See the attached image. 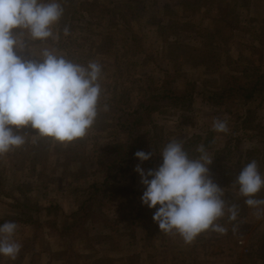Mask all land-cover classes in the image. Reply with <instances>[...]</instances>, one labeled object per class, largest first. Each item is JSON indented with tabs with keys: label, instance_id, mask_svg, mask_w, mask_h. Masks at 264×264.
Segmentation results:
<instances>
[{
	"label": "rangeland",
	"instance_id": "obj_1",
	"mask_svg": "<svg viewBox=\"0 0 264 264\" xmlns=\"http://www.w3.org/2000/svg\"><path fill=\"white\" fill-rule=\"evenodd\" d=\"M58 2L64 15L53 26L54 37L46 41H33L26 33L18 37L25 43V50L18 52L22 58L38 60L33 55L39 56L47 48L81 65L95 61L102 67L103 91L116 100L137 101L138 94L159 86L166 73L174 77V88L179 91L194 82L197 94L191 107L163 109L153 115L152 126L141 129L145 138L142 150L153 153L152 158L139 161L111 182L105 208L102 213L97 209L98 223L106 225L108 221L119 228L118 232L110 226L106 230L102 225L95 228L87 224L77 235L72 226L78 222L73 213L82 192L96 181L104 182L105 175L99 173L101 167L93 159H99L100 149L114 141L108 138L109 132L92 125L84 137L76 139L81 142L75 152V147L69 148L72 141L61 143L33 136L37 130L30 129V134L20 129L26 143L0 156V220H21L28 212L42 225L34 229L16 222L19 224L13 238L17 241L19 237L24 248L15 258L16 264L27 262L35 250L47 253L51 239L59 250L56 258L69 259L68 264L84 261L85 256L79 258L78 251L85 252L87 258L92 256L93 264H110V257L99 260L92 249L97 244L111 247V243L117 250L128 249L129 245L128 251L134 253L119 264H264V223L244 226L247 221H229L225 216L217 223L227 229L226 234L207 230L191 243L162 232L157 223L151 225L150 208L139 212L146 189L135 171L138 164L146 172L157 169L166 144L179 140L191 158L198 157L197 148L204 145L213 159L210 176L218 186L217 178H233L234 171L247 159L256 160L264 175V136H260L264 129V92L253 101L239 99L227 106L207 101V96L228 84L249 86L264 74V0ZM216 118L227 121L226 133L213 130ZM227 189L229 199L240 197L236 188ZM259 197L264 198V194L260 192ZM35 207L41 210L33 211ZM10 208L12 215L6 217ZM254 213L255 209L249 216ZM103 250L110 254L109 247ZM41 258L33 259L43 264ZM5 260L0 255V264Z\"/></svg>",
	"mask_w": 264,
	"mask_h": 264
},
{
	"label": "clouds",
	"instance_id": "obj_2",
	"mask_svg": "<svg viewBox=\"0 0 264 264\" xmlns=\"http://www.w3.org/2000/svg\"><path fill=\"white\" fill-rule=\"evenodd\" d=\"M63 15L58 0H0V156L26 143L20 129L30 126L37 130L33 136L71 142L84 137L97 118L102 92L99 63H74L47 48L33 55L38 60L18 55L25 50L18 37L26 33L33 41H46L54 37L53 26ZM64 34L68 35L67 28ZM212 127L228 131L227 121L220 118ZM197 152L199 156L191 158L182 141L172 140L160 153L163 162L157 169L146 172L139 164L135 168L146 189L143 205L156 209L153 220L162 232L179 235L185 243L207 230L226 234L217 221L225 216L235 221L239 214V206L229 204L224 188L211 178L213 159L203 144ZM152 155L135 153L141 163ZM232 184L238 186L245 204L256 210L257 218L264 216V198L258 196L264 175L258 162L245 165ZM17 227L15 222L0 225V255L15 259L20 252L22 246L13 238Z\"/></svg>",
	"mask_w": 264,
	"mask_h": 264
},
{
	"label": "trees",
	"instance_id": "obj_3",
	"mask_svg": "<svg viewBox=\"0 0 264 264\" xmlns=\"http://www.w3.org/2000/svg\"><path fill=\"white\" fill-rule=\"evenodd\" d=\"M113 14L116 16L119 15L116 12H113ZM174 84V77L166 73L159 86L151 87L141 95H137L136 99H138V102H132L129 98L125 100H116L115 96L110 97L106 95L103 91L105 87L102 88L98 101V115L94 121L93 127L108 131V138H113L114 141L100 149V153L98 154L99 159H93V161H98L99 167H101L99 173L105 175L104 182L100 183L96 181L82 192V200L76 212L73 213V216L75 218L77 217L78 221L72 225L77 235L82 231V227L87 224L95 228L98 225H102L106 230H109L108 228L110 226V230L113 228L115 232L119 231L117 226L113 227L108 221H106V225L98 223L97 221L100 219V211L102 213V209L106 206V204L103 203L105 199H108V195H106L108 187L112 184L111 182L127 174V172L133 169L140 161L135 156V153L142 150L145 143L144 134L141 129L153 125L152 118L154 114L166 108L178 109L191 107L193 105L197 94L196 84L190 81L185 85L182 91L174 88ZM248 85L249 86H245L238 82L228 84L219 91L207 96V101L220 106H227L231 102H236L239 99L253 101L264 92V74L259 75L254 82ZM23 129L30 134L31 132H29V130H33L30 126ZM261 135L264 136V129L260 132V136ZM78 142L80 143L81 140L72 141L69 148L75 147L74 151L76 152L80 149V147H76L79 145ZM68 155H70V153H68ZM248 163H250V159L240 164V167L234 171L233 178L228 180L226 178L223 181L227 188H236L238 190V186H234L232 183L240 170ZM111 192L110 198L114 196V192ZM261 194H264V189H262ZM229 202L230 204H237L239 206V216H249V213L253 210V208L245 204L244 198L241 196L235 200L230 199ZM140 206L139 212L148 209V207L143 204ZM158 207L159 205H157V208ZM50 209L52 208L48 210ZM40 210L41 208L35 207L33 211L38 212ZM22 211L24 212V210ZM150 211L152 212L151 218L153 221L150 223L154 225L156 222L153 220V215L156 209H150ZM23 214L24 216L21 220L14 219L12 221L15 223L20 221L22 222L21 224H27L34 229H40L42 224L40 221L34 220V214L28 212ZM118 220H120V216L115 219V221ZM260 253H262V247Z\"/></svg>",
	"mask_w": 264,
	"mask_h": 264
},
{
	"label": "crops",
	"instance_id": "obj_4",
	"mask_svg": "<svg viewBox=\"0 0 264 264\" xmlns=\"http://www.w3.org/2000/svg\"><path fill=\"white\" fill-rule=\"evenodd\" d=\"M246 159V157L245 158H241V160H245ZM246 161V160H245ZM244 161V162H245ZM241 171V170H240ZM218 177V176H217ZM226 179V176H224V178H221V177H219V178H217L216 179V181H218L219 182V184L221 185L220 187L221 188H224L223 189V191H224V199H226V201L230 204V199H229V194H230V192H229V190L227 189V187L224 185V183H223V181ZM263 195V194H262ZM258 196H259V194H258ZM260 198V197H259ZM13 209V208H12ZM11 208L8 210V211H6L5 212V216L7 217V216H11L12 214L10 213V211L12 210ZM254 214H255V216H254ZM252 216H248V215H246V216H240V218H237V221H247V223H245V225L244 226H246L247 224H250V225H255V223H256V225L257 224H263L264 223V216H261L260 218H257V216H256V213H254ZM253 216H254V219H252L253 218ZM9 219L8 218H2L1 217V220H0V224H3V223H5V222H7ZM16 224H19V223H16ZM126 238H128V240H127V244H129V241H130V239H129V237L127 236ZM53 239H51L50 240V243H51V248H50V250H48L47 251V253H44V252H42V251H40V250H35V251H33V257H31V258H28V261L27 262H25V263H22L21 262V264H31L32 263V259L34 258V257H37L38 259L39 258H41V256H43V258H41L42 260H43V264H57V263H62V264H68V262H69V259H66V258H64V260L63 261H59V259L58 258H56V255H57V252L59 251V250H57V248L54 246L55 244H53L51 241H52ZM17 241H18V243H20L21 244V246H22V240H21V242H20V240H19V237H17ZM54 241V240H53ZM127 246V245H126ZM104 247H109L110 248V254H109V252L108 251H105V250H103V248ZM76 248V247H75ZM74 248V249H75ZM78 249V248H77ZM126 249H127V247L125 248V250H123L122 248H120V249H118L117 250V248H115L114 247V245L111 243V247L109 246V245H101V247L97 244V245H95L94 246V249H92L94 252V254H96V255H98V257L97 258H99V260H103L104 258H105V256H108V257H110L111 258V263L110 264H119V261H121V260H123V259H128V258H132L133 256H134V253H131V252H129L128 250H129V245H128V249H127V251H126ZM22 251H24V248H23V246L21 247V250H20V252L18 253V255L16 256V259L19 257V255L21 254V252ZM75 251H76V249H75ZM78 251V250H77ZM124 251H125V253H124ZM35 252V253H34ZM79 253V258H80V255L82 256V255H84L85 257H84V261L83 262H81V260L79 259V261L77 262V264H93V262H92V260H93V257L91 256V257H89V258H87V254L85 253V252H83V253H81V251H78ZM2 256V255H1ZM107 258V257H106ZM5 264H16V259H11V258H9V257H5ZM40 260V259H39ZM31 261V262H30ZM33 261L36 263V264H40V263H37L36 262V260L35 259H33ZM33 264V263H32ZM73 264H75V263H73ZM122 264H126V263H122ZM184 264H189L188 262L187 263H184ZM193 264V263H192Z\"/></svg>",
	"mask_w": 264,
	"mask_h": 264
}]
</instances>
